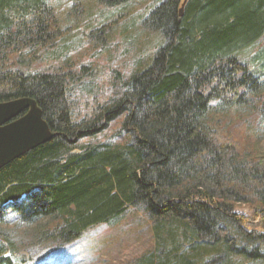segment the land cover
I'll list each match as a JSON object with an SVG mask.
<instances>
[{
	"label": "trees",
	"instance_id": "trees-1",
	"mask_svg": "<svg viewBox=\"0 0 264 264\" xmlns=\"http://www.w3.org/2000/svg\"><path fill=\"white\" fill-rule=\"evenodd\" d=\"M157 1L141 25L163 45L91 94L48 0H0V103L34 100L54 135L0 170V264L12 220L65 245L131 207L155 249L130 264H264V0Z\"/></svg>",
	"mask_w": 264,
	"mask_h": 264
},
{
	"label": "rangeland",
	"instance_id": "rangeland-1",
	"mask_svg": "<svg viewBox=\"0 0 264 264\" xmlns=\"http://www.w3.org/2000/svg\"><path fill=\"white\" fill-rule=\"evenodd\" d=\"M96 1L48 0L56 9L67 47L59 49V54L67 55L69 64L82 70L81 78L91 94L107 91L115 72L126 79L139 71L163 45L160 33L141 25L157 0H136L126 10H107ZM252 52L245 51L241 57ZM251 120L255 126L258 117ZM234 127L229 125L231 135L241 133ZM258 133L262 134L259 142L264 152V126L257 129ZM240 211L251 213L247 207ZM11 226L16 227L20 253L15 264H130L155 249L151 223L136 207L110 224L90 228L78 240L65 245L39 241L35 226L26 227L13 220Z\"/></svg>",
	"mask_w": 264,
	"mask_h": 264
},
{
	"label": "water",
	"instance_id": "water-1",
	"mask_svg": "<svg viewBox=\"0 0 264 264\" xmlns=\"http://www.w3.org/2000/svg\"><path fill=\"white\" fill-rule=\"evenodd\" d=\"M186 0L180 9L183 17ZM53 134L34 100L0 103V170L51 141Z\"/></svg>",
	"mask_w": 264,
	"mask_h": 264
},
{
	"label": "bare ground",
	"instance_id": "bare-ground-1",
	"mask_svg": "<svg viewBox=\"0 0 264 264\" xmlns=\"http://www.w3.org/2000/svg\"><path fill=\"white\" fill-rule=\"evenodd\" d=\"M70 28V27H69ZM125 29V28H124ZM69 30V29H68ZM71 31V30H70Z\"/></svg>",
	"mask_w": 264,
	"mask_h": 264
}]
</instances>
